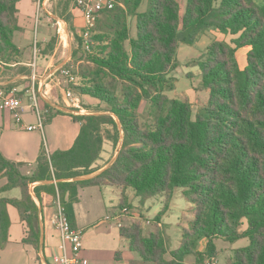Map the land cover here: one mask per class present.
Here are the masks:
<instances>
[{
	"label": "trees",
	"instance_id": "obj_1",
	"mask_svg": "<svg viewBox=\"0 0 264 264\" xmlns=\"http://www.w3.org/2000/svg\"><path fill=\"white\" fill-rule=\"evenodd\" d=\"M20 1L0 0L4 65L22 56L14 41L21 31ZM142 2L118 0L114 10L104 12L91 51L84 49L72 26L79 70L73 71L77 80L71 85L79 96L107 104L110 115H72L81 124L74 146L53 154L43 146L29 175L24 164L6 159L0 151V176L8 181L0 189V250L9 242L11 205L28 227L23 243L40 252L41 209L29 187L42 182L36 198L41 201L43 191L59 195L73 229L80 187L132 190L141 206L161 198L163 208L150 221L153 232L146 235L141 220L120 229L130 251L144 263L187 264L189 257L195 264L213 263L219 254L216 240L235 244L247 239L249 245L235 249L229 264H264V0H187L183 14L181 0H148V10L140 12ZM131 18L136 19L134 39ZM210 31L235 38L212 41L192 62L200 68L202 88L209 93L208 102L194 113L188 98L170 99L165 92L175 88L171 75L180 66V45L193 47ZM54 46L51 40L46 53ZM240 50H247L245 68L238 60ZM144 101L151 109L149 118L142 119L138 111ZM49 108L48 122L63 114ZM106 125L113 132L105 136ZM121 140L112 166L91 180L71 181L95 172L105 142L116 147ZM54 180L58 183H51ZM14 189L21 190V199L2 196ZM179 189L194 204V217L174 249L160 225ZM128 202L121 201L119 208H128ZM244 220L248 226L242 231ZM202 241L204 251L198 250Z\"/></svg>",
	"mask_w": 264,
	"mask_h": 264
},
{
	"label": "crops",
	"instance_id": "obj_2",
	"mask_svg": "<svg viewBox=\"0 0 264 264\" xmlns=\"http://www.w3.org/2000/svg\"><path fill=\"white\" fill-rule=\"evenodd\" d=\"M38 2L39 0H22L18 4L21 31L15 35L14 41L22 51V56L19 62L10 65L11 68H16L17 66L30 68L32 70L31 74H26L25 72H13L12 74H8V72H6V66L0 60V80L17 87L20 91L19 97L23 100L21 126L35 125L37 123V117L32 107L31 100V93L33 90L36 92L40 106L44 110H50L49 107H51L63 112V114L55 115L49 122L47 121L44 132L42 133L39 131L30 132L19 128L11 113L0 110V151L6 159L24 164L25 167L23 170L28 175L32 170L36 169L37 160L43 146L49 154H53L57 151H68L74 146L80 134L81 124L75 122L72 115H84L86 112L84 110L80 111L81 109L71 108L72 105L70 101L66 99L64 93V91L68 89L67 86L69 84L66 80L61 79L58 70L66 67L69 63H74L75 59L73 56L75 52L74 42L76 41V35L64 19L60 18L57 13H55L57 16H54V14L48 10V6L50 7L53 0H41L43 6L42 12L46 14H43V20L46 21L45 18L47 17L50 21V16H52L54 22L62 21L66 28V34H63V38H60L57 26L54 22H51L57 34V44L54 46L53 51L46 53V48L44 50V47L50 43V37H55V31L50 30L49 32L47 26L44 24L40 28L39 33L41 40H38V43L39 47L43 48V52L40 51V53L45 57H42V55L41 58L36 57L34 63L35 68L33 67L34 56L32 54L33 49L30 45L34 40L36 25L35 14ZM70 7L68 11L70 10L75 24L81 23L82 15L79 10L75 8L73 3ZM80 30H77L78 34L81 32ZM57 61L61 62L58 63ZM44 92H48L49 94L45 96ZM205 92L209 98V93L207 91ZM193 95L196 97L195 93ZM81 98L91 102L97 101L89 96H81ZM208 98L204 104L208 102ZM62 104L64 106H62ZM106 146L107 145H104L100 160L94 165L95 172L88 176L72 179L71 181L91 180L107 170L117 158L118 151L112 160L108 162ZM101 163L102 166H99ZM7 182L6 178L0 176V189L3 188ZM51 183L56 184L58 181L54 180ZM43 184L42 182H35L30 184L29 187L32 197L41 209L42 236L40 252H37L34 247L23 243V239L28 232V227L22 221L18 210L14 206L9 205L8 213L11 222L9 242L0 250V264H55L54 257L60 254L59 247L61 244L60 234L54 225L57 215L58 199L43 191L40 193L41 201H39L38 198H36L35 189ZM108 188L109 186H86L79 188L78 202L74 206V212L76 219L75 229L81 231L83 235L82 257L88 261V264L144 263L137 254L130 251L129 243L121 236V228L118 227V221L106 220L108 216L112 217L119 212L121 201L127 200L130 203H138L139 206H141L139 199L132 190L123 193L120 189H115L116 192H113L112 190H108ZM15 190H19L21 193L20 189H14L4 193L2 196L8 199H21L22 193L20 197L19 194L14 195L13 193H16ZM105 195H108L109 201L116 205L110 214H108V212L105 214L107 207ZM154 199L162 200L161 198ZM149 201L141 207L145 209ZM134 215L135 220L139 221L137 211H135ZM245 221L246 220H244V222ZM127 224L128 223L125 224L122 222V225ZM147 224H149L150 227L146 226ZM160 227L164 228L163 220ZM144 228L146 235L153 232L155 229L150 220L144 223ZM243 231H245V229ZM244 241L247 242L248 240L243 239L232 245L235 246ZM247 246L248 245H242L238 248ZM204 250L205 246L204 249L202 248L200 251ZM193 258L194 257H189L186 263L191 264Z\"/></svg>",
	"mask_w": 264,
	"mask_h": 264
},
{
	"label": "rangeland",
	"instance_id": "obj_3",
	"mask_svg": "<svg viewBox=\"0 0 264 264\" xmlns=\"http://www.w3.org/2000/svg\"><path fill=\"white\" fill-rule=\"evenodd\" d=\"M71 1V0H53V2L50 4V7L48 6V10L54 14V16H57L55 13H57L60 18L64 19L70 26V28L72 29V26H74L75 28L78 29V31L80 30L81 32L83 31L84 28V23H83V18L81 23L79 24H75V20L73 19L72 14L70 13V10L67 12H65L66 8H67V3ZM257 4L261 3V0H255ZM181 4H182V14L184 13L185 10V6L187 4V0H181ZM72 5V3H71ZM71 8V7H70ZM148 10V0H143L141 7H140V12H146ZM43 11V10H42ZM41 11V13H37V9H36V14H35V23H36V19L38 17V19L40 20L38 23H36L35 25V31H34V40L31 43V48L33 49L32 54L34 56V62L33 65L35 63V59L36 57L41 58L45 57L43 56L41 52L43 48L39 47V43L38 40H41V36H40V28L45 24V26H47L49 32L51 31H55V27L53 26V23H51L48 18L46 17V21L43 20V13ZM65 12V13H64ZM63 13V17L61 16V14ZM46 15V14H45ZM66 17H69V20H66ZM82 17V16H81ZM48 20V21H47ZM49 22V23H48ZM82 24V25H81ZM129 25H130V31H131V38H136V19L135 18H131L129 21ZM37 30V32H36ZM80 32V33H81ZM53 36V35H52ZM55 37H50V41L51 40H55V46L57 44V34L55 31ZM235 37L228 35V36H224L216 31H210L207 32L200 40L199 42L193 46V47H189V46H185V45H180V49L178 52V61L180 62V66H178L172 73V77H174L176 79V83H175V88L172 90H168L165 92V95H167L170 99H185L188 98L190 100V102H192L193 106H194V113H196L199 108L205 103L206 99L208 98L207 93L205 92L206 90H204L202 88V84H201V71L200 68L196 65H192V62H194V60L198 59L199 57L202 56V54L204 53L206 47L214 40H226L227 42H231ZM35 43L37 45H35ZM47 46V45H46ZM46 46L44 47V50L46 48ZM78 42L75 41L74 42V51L78 50ZM36 52V54H35ZM80 57V55L77 56V58ZM21 59V58H20ZM238 60L239 63L241 65L242 68H245L247 65V51L246 50H240L238 52ZM30 61V60H29ZM58 63L61 61H57ZM70 66H73V71L77 72L79 70V64L78 63H70ZM6 66V72H8V74H12L13 72H25L26 74H28L29 72L31 73L32 70L30 68H26L23 66H17L16 68H11L10 65H5ZM32 68V67H31ZM68 89H70L75 97L80 98V111H86L84 113V115H103V116H107L110 115V108L107 104L105 103H101L99 101H86L83 98H81V96H79V94H76L73 86L71 84H69L67 86ZM196 94V97H194L193 94ZM72 105V103H70ZM62 106H64L62 104ZM64 108V107H63ZM71 108H74L73 106H71ZM79 109V108H78ZM151 109V104L147 101H144L140 108H139V114L141 115V117H143L142 119L145 118H149V110ZM113 132V129H111V127L109 125H106L103 128V134L106 136V132L109 131ZM122 141V140H121ZM104 145L106 146V152L108 153L107 159L108 162H110L112 160V158L114 157V155L117 153V151L119 152L120 148H121V142L118 146H114L112 145V143L110 142H105ZM118 156V155H117ZM116 160V159H115ZM114 160V161H115ZM114 163V162H113ZM102 166V163L99 165ZM114 189V190H113ZM117 188L114 187H109L108 190H112L113 192H116ZM16 191V190H15ZM18 192V193H17ZM184 190L183 189H179L177 191L176 196L173 199V202L170 205V210L167 213V215L163 218V224H164V228L163 231L165 233V235L168 238L169 241V245L172 248H177L179 246L180 243V239H181V232L184 228H188L189 227V223L192 221L193 217H194V204L192 202H190L187 197L184 195ZM15 194H19L20 197V191L17 190ZM106 197V210H105V214L106 212H108V214H110L112 212V210H114V208L116 207L115 204H112L109 201V197L108 195H105ZM129 203V202H128ZM128 209L130 210L129 214L127 216H124L122 218V222H124L125 224L128 223L130 224L131 222H135L137 220H135V211H137L138 214V220L143 221L144 223H147V221H151L152 219H154L159 212L162 210L163 207V202L160 199H151L147 204L145 209H143L141 206H139L138 203L133 204L129 203L127 204ZM146 226H149V224H147ZM247 221L244 222V224L242 225V231L245 229H247ZM149 232V231H147ZM216 245H217V250L219 252L217 258L215 259L214 262H216L217 264H229V262L231 261V258L233 256V252L235 250V248H238L242 245H249V242L244 241L241 242L235 246H233L232 244L220 239V240H216ZM205 246V242L202 241L199 246H198V250H201L202 248L204 249ZM141 262V261H140ZM144 264V263H141ZM191 264H195V258H193L191 260Z\"/></svg>",
	"mask_w": 264,
	"mask_h": 264
},
{
	"label": "built area",
	"instance_id": "obj_4",
	"mask_svg": "<svg viewBox=\"0 0 264 264\" xmlns=\"http://www.w3.org/2000/svg\"><path fill=\"white\" fill-rule=\"evenodd\" d=\"M73 4L77 10L82 15L84 28L80 33L83 41V47L86 51H91V38L96 31L99 20L101 19L104 12L112 11L118 5V0H73ZM122 6V5H121ZM41 0L37 4V13L42 11ZM40 16V15H39ZM40 19V18H39ZM37 17L36 23L39 22ZM50 22H54L52 16H50ZM57 26L58 35L63 38V34H66V28L62 21L54 22ZM35 45H37L35 43ZM36 54V52H35ZM35 68V64L33 65ZM1 70V64H0ZM61 79L66 80L68 84L74 83L77 80V76L73 73V66L63 67L58 70ZM19 89L10 84L2 82L0 80V110L7 111L12 114L16 124L19 128L26 131H39L44 132L45 124L48 121V116L50 115L49 109H43L40 106L38 96L33 90L31 93L32 107L34 109L35 115L37 117V123L35 125H22V115H23V100L19 97ZM45 96L49 93L44 92ZM66 99L72 103V106L76 109H80V98L75 97L74 93L67 89L64 91ZM57 215L54 221L56 230L60 234L61 244H60V254L54 257L55 264H88V261L82 257L83 249V235L82 232L73 229L66 216L65 208L61 204L59 195L57 197ZM130 210L125 207L120 209L119 212L114 216H108L107 221L117 220L118 227H122V218L129 214ZM205 264H217L216 262Z\"/></svg>",
	"mask_w": 264,
	"mask_h": 264
},
{
	"label": "water",
	"instance_id": "obj_5",
	"mask_svg": "<svg viewBox=\"0 0 264 264\" xmlns=\"http://www.w3.org/2000/svg\"><path fill=\"white\" fill-rule=\"evenodd\" d=\"M122 146H123V140H122V142H121V148H120V150H119V152H118V155H119V153H120V151H121V149H122ZM116 161V160H115ZM114 161V162H115ZM112 166V165H111Z\"/></svg>",
	"mask_w": 264,
	"mask_h": 264
}]
</instances>
